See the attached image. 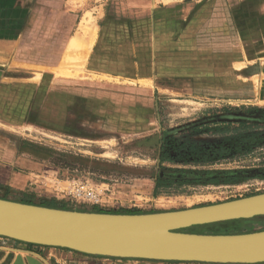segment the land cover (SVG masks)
<instances>
[{
  "label": "crops",
  "instance_id": "0c3cea01",
  "mask_svg": "<svg viewBox=\"0 0 264 264\" xmlns=\"http://www.w3.org/2000/svg\"><path fill=\"white\" fill-rule=\"evenodd\" d=\"M99 1L0 0L2 123L13 126L30 125L35 123L37 112L48 117L51 113L60 111L62 132L96 127L104 132L124 133L132 131L131 128L139 130L155 124L154 121L161 116L163 97H180L184 94L187 97H200L201 92L206 93L203 90L196 92L201 88L202 82L200 77L187 70V65L195 62L196 51H203L205 45L208 47L210 43H228L225 0H134V4L126 0L123 7L115 5L114 0L111 3L107 0L99 6ZM230 9L236 32L230 43H238L237 36L241 43L242 36L254 34L255 29L257 33L263 32V27L243 28L242 22H238V18H242L241 11L239 12L241 9ZM88 11L95 18L98 29L84 69L73 76L58 75L56 70L65 61L64 56L67 55L71 40L81 32L80 24ZM39 43H47V46L43 44L41 47ZM50 47L59 48V52L50 51ZM215 48L221 53V48L224 49L225 46ZM38 53L48 55L36 59ZM51 55H56L57 58L55 56L52 60ZM233 63L239 61L234 60ZM31 65L33 66L30 67ZM37 65L44 68L38 73L39 81H35ZM61 77L65 83L62 91L57 94L62 92V102L58 104V110H51L55 103H51L49 98L56 92L49 89L50 84L52 80ZM142 80L149 81L147 83ZM197 81L200 84H196ZM115 86L119 90L112 93L111 89ZM222 114L225 115L222 110L215 109L207 118L222 117ZM15 155L8 157L0 153V197L34 204H41L46 199L58 200L50 193L52 180L59 175L58 169L51 164H44L38 170L33 166L26 169L18 161V164L15 162L18 160ZM139 188L135 185H117L113 197L122 202L138 197L155 198L156 183L149 192ZM64 202L68 201L64 199ZM79 206L80 210H84L83 206L89 205ZM90 206L91 210L101 209L97 205ZM115 211L146 212L131 204L119 205ZM225 232L238 231L226 229L218 233ZM0 264L264 262L211 263L113 257L0 237Z\"/></svg>",
  "mask_w": 264,
  "mask_h": 264
},
{
  "label": "rangeland",
  "instance_id": "374dc122",
  "mask_svg": "<svg viewBox=\"0 0 264 264\" xmlns=\"http://www.w3.org/2000/svg\"><path fill=\"white\" fill-rule=\"evenodd\" d=\"M103 2L107 0H100L98 5ZM125 2L113 1L120 7ZM225 2L228 43L205 45L203 51H196L195 62L187 65V70L201 79V84L196 83L201 85L200 91L196 92L203 90L205 94L163 97L161 116L147 128H131L132 131L124 133L104 132L96 127L62 132V112L57 111L62 102V92H57L62 91L65 83L61 77L52 80L49 88L56 92L49 98L55 103L51 110L57 109L56 113L45 117L37 112L35 123L30 125L13 126L0 121V153L8 157L16 154L18 160L15 162L26 169L33 166L38 170L44 164L56 167L59 175L50 183L53 186L50 193L58 198L57 203H67L71 209H79L80 204L64 202V199L68 201L66 196L57 194L55 189L68 187L73 178L112 183L114 190L117 185H135L146 192L156 183L155 198L138 197L122 202L111 194V205L101 207L105 211L129 204L146 212L174 210L264 192V29L259 33L255 29L254 34L242 36L241 43L238 36V43H230L236 35L230 8L241 9L242 18H238V22H242L243 28H264V0ZM82 25L87 26L83 33L84 43L73 53L65 75L73 76L83 71L94 44L98 25L90 11L82 18ZM43 44L47 46V43H39V46ZM220 45L225 48L218 53L215 47ZM58 49L50 47V51L56 53ZM47 55L38 53L35 58ZM55 56L50 57L53 60ZM234 60L239 63L234 64ZM43 69L35 67V81H39L38 73ZM114 88L111 92H118V86ZM215 109L222 110L225 115L207 118ZM83 205H89L83 206L84 210L93 211L90 204ZM250 219L230 230L264 229V215ZM213 230L222 229H188L192 232Z\"/></svg>",
  "mask_w": 264,
  "mask_h": 264
},
{
  "label": "water",
  "instance_id": "95a60500",
  "mask_svg": "<svg viewBox=\"0 0 264 264\" xmlns=\"http://www.w3.org/2000/svg\"><path fill=\"white\" fill-rule=\"evenodd\" d=\"M264 215V192L182 209L96 212L0 197V235L113 257L211 263L264 262V229L192 232L190 227Z\"/></svg>",
  "mask_w": 264,
  "mask_h": 264
},
{
  "label": "built area",
  "instance_id": "2783aa9c",
  "mask_svg": "<svg viewBox=\"0 0 264 264\" xmlns=\"http://www.w3.org/2000/svg\"><path fill=\"white\" fill-rule=\"evenodd\" d=\"M69 185L66 188L59 187L56 190L57 194H64L68 202L74 204H90L100 207L110 206L114 194L115 184L112 183H95L88 179L73 178L69 180ZM111 197V198H110ZM1 238H9L0 235Z\"/></svg>",
  "mask_w": 264,
  "mask_h": 264
},
{
  "label": "trees",
  "instance_id": "16d2710c",
  "mask_svg": "<svg viewBox=\"0 0 264 264\" xmlns=\"http://www.w3.org/2000/svg\"><path fill=\"white\" fill-rule=\"evenodd\" d=\"M164 159L161 158V161ZM34 204V203H33ZM39 205H45V206H61L59 208H66V209H71V207L67 204V203H57L56 201H53V199H46V200H42L41 204ZM96 212H115V213H141L140 211H115V210H111V211H105L104 209H97V210H93ZM251 220L250 218L248 219H236V220H231V221H225V222H217V223H210V224H205V225H196L193 227H198V228H208V229H226L230 231L231 228H235L240 226L241 224L247 222ZM226 223H228L229 225L226 226ZM220 230V231H222ZM209 232V231H208ZM219 231L217 230H213L211 233H218ZM201 233V232H200ZM225 233H229V232H225Z\"/></svg>",
  "mask_w": 264,
  "mask_h": 264
},
{
  "label": "bare ground",
  "instance_id": "6f19581e",
  "mask_svg": "<svg viewBox=\"0 0 264 264\" xmlns=\"http://www.w3.org/2000/svg\"><path fill=\"white\" fill-rule=\"evenodd\" d=\"M86 27H84L82 25V27H81L82 31L80 33H77V35L71 40V43L69 44V46L67 48V51H68V52H66L67 55L64 56L65 57V61L58 67L59 70H56L58 75H63V74L65 75L66 74V67L70 64V60H71L72 56H74L73 53L78 48H80L82 46V43H84L83 33H84V30L86 29ZM85 43H88V40H85ZM17 66H18V64H17ZM32 66L33 65H31L30 67H32ZM38 67H40V66H38ZM41 68H43V67H41ZM36 69H38V68H36ZM68 72H70V71H68Z\"/></svg>",
  "mask_w": 264,
  "mask_h": 264
}]
</instances>
